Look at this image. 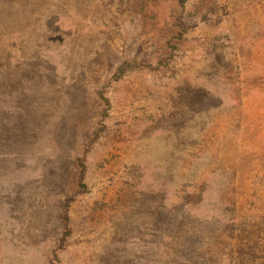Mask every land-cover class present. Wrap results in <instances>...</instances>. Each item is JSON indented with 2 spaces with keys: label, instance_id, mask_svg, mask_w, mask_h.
<instances>
[{
  "label": "rangeland",
  "instance_id": "1",
  "mask_svg": "<svg viewBox=\"0 0 264 264\" xmlns=\"http://www.w3.org/2000/svg\"><path fill=\"white\" fill-rule=\"evenodd\" d=\"M0 264H264V0H0Z\"/></svg>",
  "mask_w": 264,
  "mask_h": 264
},
{
  "label": "trees",
  "instance_id": "2",
  "mask_svg": "<svg viewBox=\"0 0 264 264\" xmlns=\"http://www.w3.org/2000/svg\"><path fill=\"white\" fill-rule=\"evenodd\" d=\"M96 136H97V133H96ZM81 160L83 161V159H81ZM82 161H81L80 163H81V165H82V167H83V170H82V172H81V174H80L79 185H80L81 187L85 188V187H86V184H85L84 179H85V171H86V167H85V164H84ZM67 207H68V205H67Z\"/></svg>",
  "mask_w": 264,
  "mask_h": 264
}]
</instances>
